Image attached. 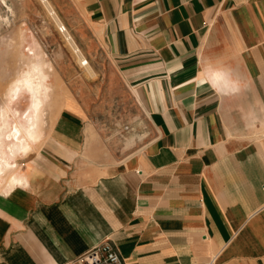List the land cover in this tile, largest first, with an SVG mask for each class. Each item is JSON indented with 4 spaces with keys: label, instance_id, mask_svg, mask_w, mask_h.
<instances>
[{
    "label": "crops",
    "instance_id": "crops-1",
    "mask_svg": "<svg viewBox=\"0 0 264 264\" xmlns=\"http://www.w3.org/2000/svg\"><path fill=\"white\" fill-rule=\"evenodd\" d=\"M49 1L95 77L0 193V264H264V0Z\"/></svg>",
    "mask_w": 264,
    "mask_h": 264
},
{
    "label": "rangeland",
    "instance_id": "rangeland-1",
    "mask_svg": "<svg viewBox=\"0 0 264 264\" xmlns=\"http://www.w3.org/2000/svg\"><path fill=\"white\" fill-rule=\"evenodd\" d=\"M4 1L6 7L0 0V106L5 102L1 92L14 82V77L21 76L31 62L43 64L50 74L52 90L45 101L43 141L55 113L64 104L68 106L72 94V59L75 58L38 0ZM28 101V92L20 90L18 98L11 103V110L16 115L21 113L27 108ZM37 147L28 155L17 158L18 167Z\"/></svg>",
    "mask_w": 264,
    "mask_h": 264
},
{
    "label": "bare ground",
    "instance_id": "bare-ground-1",
    "mask_svg": "<svg viewBox=\"0 0 264 264\" xmlns=\"http://www.w3.org/2000/svg\"><path fill=\"white\" fill-rule=\"evenodd\" d=\"M38 1L46 10L50 20L56 25L78 65L86 71L88 76L94 78V71L50 1ZM2 3L6 7L4 0ZM59 29L62 31L60 32ZM29 64L27 70L21 71V76L16 77L17 79L14 77L12 79L14 82L5 86L1 92L5 97V102L0 106V193L2 194L11 193L13 189L27 185V180L22 176L16 160L18 157L28 155L42 141L45 101L52 91L49 81L50 74L45 71L41 63L31 62ZM22 89L28 92V106L16 115L11 110V103L14 98H18ZM5 179V184L2 187V182Z\"/></svg>",
    "mask_w": 264,
    "mask_h": 264
},
{
    "label": "built area",
    "instance_id": "built-area-1",
    "mask_svg": "<svg viewBox=\"0 0 264 264\" xmlns=\"http://www.w3.org/2000/svg\"><path fill=\"white\" fill-rule=\"evenodd\" d=\"M59 31L61 32L62 29H59ZM73 264H123V262L113 246L109 242L104 241ZM201 264H213V261L210 260Z\"/></svg>",
    "mask_w": 264,
    "mask_h": 264
}]
</instances>
